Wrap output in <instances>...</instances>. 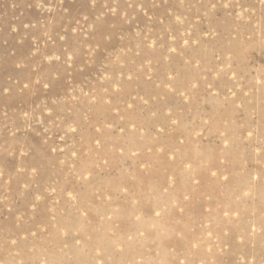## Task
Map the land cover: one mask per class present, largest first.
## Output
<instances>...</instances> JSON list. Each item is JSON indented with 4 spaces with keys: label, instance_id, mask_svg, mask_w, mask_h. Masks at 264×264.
Instances as JSON below:
<instances>
[{
    "label": "rangeland",
    "instance_id": "obj_1",
    "mask_svg": "<svg viewBox=\"0 0 264 264\" xmlns=\"http://www.w3.org/2000/svg\"><path fill=\"white\" fill-rule=\"evenodd\" d=\"M0 264H264V0H0Z\"/></svg>",
    "mask_w": 264,
    "mask_h": 264
}]
</instances>
